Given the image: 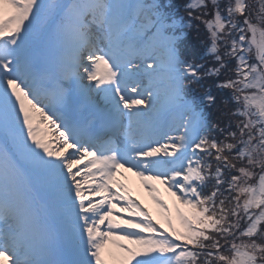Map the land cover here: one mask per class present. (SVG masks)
<instances>
[{
  "label": "snow or ice",
  "instance_id": "6c2138e0",
  "mask_svg": "<svg viewBox=\"0 0 264 264\" xmlns=\"http://www.w3.org/2000/svg\"><path fill=\"white\" fill-rule=\"evenodd\" d=\"M171 7L0 0V264H264V0Z\"/></svg>",
  "mask_w": 264,
  "mask_h": 264
},
{
  "label": "rangeland",
  "instance_id": "374dc122",
  "mask_svg": "<svg viewBox=\"0 0 264 264\" xmlns=\"http://www.w3.org/2000/svg\"><path fill=\"white\" fill-rule=\"evenodd\" d=\"M249 3H255L256 4V6L258 7V0H249ZM201 24V27L205 30V32H206V28H205V26L202 24V23H200ZM207 33V32H206ZM53 131H55V130H53ZM49 139H55V137H49ZM130 175V174H129ZM129 183L131 184V186H132V188H133V190H134V192H136V191H139L140 192V196H141V200L144 202V203H146V204H148L149 203V199H148V196H147V193L146 192H144L142 189H139V186H138V182L136 181V179L134 178V177H130V179H129ZM161 193L163 194V197H164V199L167 201V199L169 200V202H171L170 204H172V198L171 197H169L166 193H163V189L161 188ZM171 206V205H170ZM151 208H154L153 206H150ZM123 215H127L126 213H124ZM160 222V221H159Z\"/></svg>",
  "mask_w": 264,
  "mask_h": 264
}]
</instances>
